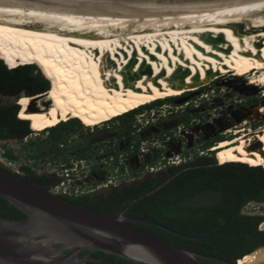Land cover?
Wrapping results in <instances>:
<instances>
[{
    "label": "bare ground",
    "instance_id": "bare-ground-1",
    "mask_svg": "<svg viewBox=\"0 0 264 264\" xmlns=\"http://www.w3.org/2000/svg\"><path fill=\"white\" fill-rule=\"evenodd\" d=\"M0 51L52 82L47 106L31 109L42 95L20 99L33 129L76 117L97 126L231 72L264 84V0L151 10L0 0ZM239 131L218 142V157L264 166V128ZM238 262L264 264V247Z\"/></svg>",
    "mask_w": 264,
    "mask_h": 264
},
{
    "label": "trees",
    "instance_id": "trees-1",
    "mask_svg": "<svg viewBox=\"0 0 264 264\" xmlns=\"http://www.w3.org/2000/svg\"><path fill=\"white\" fill-rule=\"evenodd\" d=\"M0 56L1 96L19 97L22 93L32 96L44 93L52 86L51 80L43 77L40 64H23L12 68L1 51ZM189 92L191 91L184 94ZM173 98L174 96L165 99ZM165 99L142 105L118 116L120 118L131 115L123 122L125 131L129 134L133 130L136 113L151 108ZM73 119L82 126L80 118ZM69 123L70 121H63L55 127L48 128L47 130L51 132L47 137L46 145H41L31 157L38 158L59 150L60 144L67 140L69 131H60L57 128ZM30 124L31 120L21 116L18 104L2 105L0 99L1 139H24L32 132ZM210 145L211 143H207L206 147ZM3 156L11 160L18 159L12 147L6 148ZM85 157H87L86 151L79 150L77 158ZM69 158L64 157L61 161L69 162ZM0 165L10 173L47 189L60 181L55 175H40L29 166H23V173H18L1 162ZM262 166L247 161L218 164L215 159L207 157L190 163L188 169L173 178L170 177L178 172L179 168L170 175L155 180L147 178L143 181L123 182L122 185L111 186L107 190L93 194L63 196L94 211L112 215L134 198L164 184L154 193L130 206L125 214L159 222L180 234L153 224L140 222L133 224L164 242L198 253L200 255L198 258L206 264H237V259L264 246V229L260 228V224L264 222V215L243 212V207L249 201L264 198V166ZM200 191L221 194L223 201L191 203L189 200ZM0 217L23 219L27 214L0 195ZM185 235L196 237L208 235V237L197 239ZM79 256H88L85 264H142L101 250L93 252L83 250Z\"/></svg>",
    "mask_w": 264,
    "mask_h": 264
},
{
    "label": "water",
    "instance_id": "water-1",
    "mask_svg": "<svg viewBox=\"0 0 264 264\" xmlns=\"http://www.w3.org/2000/svg\"><path fill=\"white\" fill-rule=\"evenodd\" d=\"M10 1L88 4L151 10L241 4L262 0ZM237 120L241 121L240 118ZM163 185L134 198L119 212L109 215L75 203L51 189L10 173L0 165V195L27 214L23 219L0 217V264H85L88 256L79 257V253L83 250L89 252L101 250L142 264H206L198 258L200 257L198 253L164 242L134 225L133 222L157 225L177 234H180L179 232L159 222L125 214L130 206ZM185 236L197 239L208 237V235Z\"/></svg>",
    "mask_w": 264,
    "mask_h": 264
},
{
    "label": "rangeland",
    "instance_id": "rangeland-1",
    "mask_svg": "<svg viewBox=\"0 0 264 264\" xmlns=\"http://www.w3.org/2000/svg\"><path fill=\"white\" fill-rule=\"evenodd\" d=\"M41 72L44 75L43 69ZM255 76V71L248 72L245 75H241L239 72H231L227 75L225 74L224 76L217 78L207 85L200 87L198 90L191 91L194 92L197 97L199 96L197 101L198 103L200 102V100L204 99L207 103V110H205L204 107L201 108V110H205L202 114H208V116L206 117V122L201 123L202 128L207 129V133H205V135L213 136L217 133L222 132L225 136V139H230L238 134L244 133L243 131H239L243 128L246 129L245 133H249V130L256 131L260 128H264V84H250L252 78H254ZM46 92L32 95L42 96L32 100L31 109L39 104L40 106H47L45 95ZM26 95L27 94L22 93L19 97L22 98ZM179 96H183V94ZM0 99L1 103L3 104H18L20 106V104L18 103L19 99L17 98H10L0 95ZM203 105L204 104H201V106ZM149 109L150 108H145L140 113L144 111L148 112ZM164 113L166 114V116L158 115ZM147 117L150 118V113L147 114ZM76 118L81 119L83 127L79 126L77 128H74L73 131H69L66 137L67 140L63 142L65 146L64 148H69V150L66 151L64 149L61 153L62 156L68 153L70 156V160L72 161H76L77 157L75 156L76 154H78L77 147L81 144H85L88 141L87 135H84V128L93 127L84 122L83 118ZM153 118L154 120H150V123L147 126L159 127L165 125H182V121L180 118L173 116V114H167V112L156 111V115ZM238 118H240L241 121H238ZM113 120L115 119L109 121ZM135 120L136 118L134 119L133 124L135 123ZM102 124H100L99 126H102ZM47 129H34L33 135L26 137L23 140H0V156L4 160L6 165H8V168L13 171H22L21 166L28 165L35 167L39 171H58L59 167L56 166L55 163L60 162V155L56 156L55 158L53 156V158H50V155L48 154L41 160H37L36 162L29 161L28 159L30 151L35 150L39 145H46V140L48 137ZM61 131L65 130L62 129ZM198 134L201 138L202 133L199 132ZM112 136L113 135H111L110 137H101L99 139L93 140L94 143H99L100 146L98 147V152L92 154V158L94 157L97 159H105L107 158V156H109V154H114L115 150L109 149L107 146H105L106 143L104 142L106 140H112ZM115 140L118 139L114 138L113 141ZM192 141L193 140L190 139V141L186 144L192 145ZM217 144L218 143H214L213 145L216 146ZM10 146L13 148L14 153L18 156V159L16 161H12L10 158L3 156L4 150H6V148H9ZM215 151V157L218 159H216L217 163L221 164L222 160L218 157L217 150ZM171 152L172 149L167 152V155L173 156ZM193 154L194 151L191 150V157L194 156ZM176 156L177 153L174 157H172V159L175 160ZM54 159H57V161H54ZM89 166L90 165H87V163H84V167H82V165H79V167L77 168L78 170L73 171V173L69 171L68 176L66 175L65 171L60 172L64 177L63 180H65L63 188H67L68 190H77L76 192L80 194L82 191L86 190H103L105 188H109L111 185H121L123 182H132V170H134V168L138 166V162L135 158L124 159L123 157L120 160H113L97 168L91 169V167ZM105 184H108V186H105ZM243 211L245 213H259L264 215V203L262 204L251 201L243 208ZM261 228L264 229V222L262 223Z\"/></svg>",
    "mask_w": 264,
    "mask_h": 264
},
{
    "label": "flooded vegetation",
    "instance_id": "flooded-vegetation-1",
    "mask_svg": "<svg viewBox=\"0 0 264 264\" xmlns=\"http://www.w3.org/2000/svg\"><path fill=\"white\" fill-rule=\"evenodd\" d=\"M10 98L19 99L18 103L21 99L20 97ZM198 98L199 96L197 97L194 92H189L184 94L183 96L174 97L173 99H165L161 103L156 104L149 109V111L157 109L155 111L173 114V116H176L177 118L181 119L182 125H165L159 127L144 126L136 128L133 124V130H131V132L128 134L125 131V128L123 127V122L131 116L127 115L124 117L116 118L113 121L105 122L102 124V126L97 125L93 127L84 128V135H87L88 141L85 144L79 145L77 147V152L79 154V150L84 149L87 153V157H92V154L98 152V147L100 146L99 143L96 144L93 140L99 139L101 137H110L111 135H113L112 140L110 139L104 142L106 143L105 146H107L109 149L115 150L114 160H120V156H122V158L124 157V159L135 158L138 162V166L135 167L134 170H132L133 181H143L147 178H151L153 180L163 178L167 175H170L173 171L179 168L178 172H175L173 176L170 177L173 178L177 174L181 173L183 170L188 169L189 167L187 166L190 165V163L192 162H196L207 157H211L216 160V151L214 150L215 146L213 144L225 139V136L222 132L217 133L213 136L205 135V133H207V129L202 128L201 123L206 122V117L208 116V114H202L205 110H207V103L205 99L200 100V102L198 103ZM179 100H183V103H177L179 102ZM1 104L10 105L3 103ZM201 104L204 105L201 106ZM202 107H204L205 110H201ZM138 114H140V112L135 114L134 119ZM158 115L166 116L165 113ZM79 126L83 127L76 120L71 118L69 124L60 125L57 130L61 131L62 129H64L65 131H71ZM30 128L32 129V122ZM33 130L34 129H32V132L26 137L32 136L34 133ZM50 132L51 130H47L48 135L50 134ZM199 132L202 133L201 138L198 134ZM114 138H117L118 140L113 141ZM190 139L193 140L192 145L186 144L190 141ZM0 140L7 141L12 140V138H0ZM207 143H211V145L209 147H206ZM40 146L41 145H39L36 149H39ZM64 147L65 146L62 143L60 144L59 150L54 153H48L50 155V158H55L56 156L60 155L61 159L59 160L61 161L64 157H70L68 153L64 154L63 156L61 155L64 149L66 151L69 150V148ZM36 149L30 151L28 158L29 161L36 162L37 160H41L43 157L48 155L46 154L38 158L31 157L32 154H35L34 152H36ZM171 149V153L173 154V156L167 155V152H169ZM191 150L194 151L193 157H191ZM176 153L177 156L174 160L172 159V157H174ZM78 154H76L75 157H77ZM76 160L80 159L76 158ZM54 161H57V159H54ZM22 167L23 165L21 166V169ZM29 167H31L40 175H52L51 172L39 171L35 167ZM107 189L105 188L103 190H86L82 191L78 196L93 194ZM216 200L223 201V195L213 192L200 191L195 194L194 197H192L189 201L191 203H200L215 202ZM251 201L263 204L264 198Z\"/></svg>",
    "mask_w": 264,
    "mask_h": 264
},
{
    "label": "built area",
    "instance_id": "built-area-1",
    "mask_svg": "<svg viewBox=\"0 0 264 264\" xmlns=\"http://www.w3.org/2000/svg\"><path fill=\"white\" fill-rule=\"evenodd\" d=\"M149 113H150V118L147 117V114H149ZM155 115H156V111L154 109L150 110V112L144 111V112L138 114L136 116L134 127L139 128V127L147 126L150 123V120H152V121L154 120L153 117H155ZM103 123H105V122H103ZM102 152H103V150H102ZM114 158H115V154H109V156H107V158H105V159H103V158L97 159L94 157L93 158L92 157H85V158H81L80 160H76V161L70 160L69 162L61 161V162L55 163V165L59 167V170L56 172L55 171L51 172V173H52V175H55L58 178H60V181L56 182L54 185H52L50 189L52 191H54L55 193L60 194V195L67 194V195L78 196L79 194H78V192H76L77 190H68L67 188H63L65 180H63L64 177L61 175L60 172L65 171L66 175L68 176L69 171L72 173H73V171H77L78 170L77 168L79 167V165H82V167H84V163H87V165L89 164L90 165L89 167H91V169H92L95 167L103 166L104 164H107V163L113 161ZM120 158H122V156H120ZM0 162L4 166L8 167V165H6V163L1 158V156H0ZM14 171L18 172V173H23V171H16V170H14ZM126 183H128V182H126ZM105 186H108V184H105ZM111 186H119V185H111ZM262 223L260 224V228H261Z\"/></svg>",
    "mask_w": 264,
    "mask_h": 264
}]
</instances>
